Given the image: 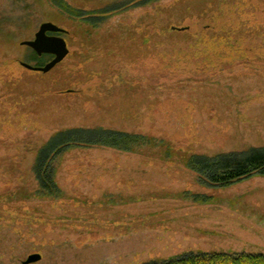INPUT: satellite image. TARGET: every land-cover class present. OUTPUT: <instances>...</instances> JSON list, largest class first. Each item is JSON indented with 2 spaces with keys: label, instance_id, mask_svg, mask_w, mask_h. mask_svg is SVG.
<instances>
[{
  "label": "rangeland",
  "instance_id": "obj_1",
  "mask_svg": "<svg viewBox=\"0 0 264 264\" xmlns=\"http://www.w3.org/2000/svg\"><path fill=\"white\" fill-rule=\"evenodd\" d=\"M45 22L69 53L32 72L20 43ZM75 128L146 140L66 148L43 194L39 152ZM263 147L264 0H0V264L264 254V176L210 186L188 165Z\"/></svg>",
  "mask_w": 264,
  "mask_h": 264
},
{
  "label": "trees",
  "instance_id": "obj_2",
  "mask_svg": "<svg viewBox=\"0 0 264 264\" xmlns=\"http://www.w3.org/2000/svg\"><path fill=\"white\" fill-rule=\"evenodd\" d=\"M35 66H40L48 55L38 56L34 51ZM146 138L140 133H127L113 129L75 128L59 131L53 135L40 150L33 171L39 183V190L46 195L58 193L54 179V160L58 153L68 147L101 146L131 150L144 144ZM188 165L203 184L226 187L253 175L264 176V147L252 148L245 152L193 156ZM148 264V263H147ZM149 264H264V254L227 253H190L161 263Z\"/></svg>",
  "mask_w": 264,
  "mask_h": 264
},
{
  "label": "water",
  "instance_id": "obj_3",
  "mask_svg": "<svg viewBox=\"0 0 264 264\" xmlns=\"http://www.w3.org/2000/svg\"><path fill=\"white\" fill-rule=\"evenodd\" d=\"M182 30V29H181ZM63 29L51 22L42 23L34 35L33 40L22 41L20 44L32 49L38 56L48 54L52 59L43 66H35L26 62L19 64L26 70L32 72L47 73L57 64H59L69 53L66 41L60 35ZM51 34V35H50ZM41 259L38 253L30 254L22 264L36 263Z\"/></svg>",
  "mask_w": 264,
  "mask_h": 264
},
{
  "label": "flooded vegetation",
  "instance_id": "obj_4",
  "mask_svg": "<svg viewBox=\"0 0 264 264\" xmlns=\"http://www.w3.org/2000/svg\"><path fill=\"white\" fill-rule=\"evenodd\" d=\"M51 35V34H50ZM58 35H60V34H58Z\"/></svg>",
  "mask_w": 264,
  "mask_h": 264
}]
</instances>
